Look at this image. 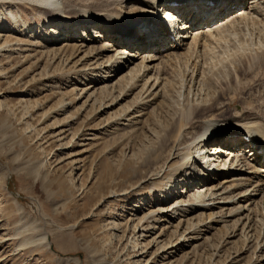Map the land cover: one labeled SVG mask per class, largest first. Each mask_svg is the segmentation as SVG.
I'll return each mask as SVG.
<instances>
[{
  "label": "rangeland",
  "instance_id": "1",
  "mask_svg": "<svg viewBox=\"0 0 264 264\" xmlns=\"http://www.w3.org/2000/svg\"><path fill=\"white\" fill-rule=\"evenodd\" d=\"M71 1L75 11L53 16L27 0H0V264H260L264 198L253 236L231 218L186 243L206 216L161 222L181 192L163 193L174 178L166 167L179 96L153 106L138 127L125 124L134 95L123 99L120 87H94L80 74L107 58L93 65L86 50L65 49L74 43L64 33L54 40L56 22L81 20L76 9L100 2ZM216 52L209 70L223 65L224 49ZM153 211L159 223L146 222Z\"/></svg>",
  "mask_w": 264,
  "mask_h": 264
},
{
  "label": "bare ground",
  "instance_id": "2",
  "mask_svg": "<svg viewBox=\"0 0 264 264\" xmlns=\"http://www.w3.org/2000/svg\"><path fill=\"white\" fill-rule=\"evenodd\" d=\"M27 1L53 16L74 8L71 0ZM91 7L76 9L81 20L58 19L59 31L51 33H64L74 43L66 44V50H86L85 59L97 58L93 65L107 58L80 74L94 87H120L123 99L134 95L124 123L138 127L153 106L171 100L173 93L179 96L177 139L166 167L174 178L163 193L176 198V189L181 192L162 211L161 222L167 216L172 221L176 214L179 219L194 213L206 216L188 230L192 236L186 243L231 218L237 219L238 230L255 235L264 198V0H100ZM41 36L48 42L49 35L43 31ZM33 42L37 47L40 41ZM219 49H224L225 70L215 63L224 72L216 74L217 68L209 70L208 63ZM147 216L146 222L159 223L154 211ZM142 231L148 233L146 227ZM183 242L173 250L183 248Z\"/></svg>",
  "mask_w": 264,
  "mask_h": 264
}]
</instances>
